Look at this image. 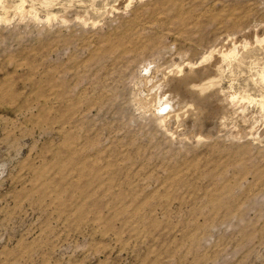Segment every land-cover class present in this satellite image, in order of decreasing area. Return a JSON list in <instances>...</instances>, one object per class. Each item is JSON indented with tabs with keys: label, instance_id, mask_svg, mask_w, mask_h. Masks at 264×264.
<instances>
[{
	"label": "rangeland",
	"instance_id": "rangeland-1",
	"mask_svg": "<svg viewBox=\"0 0 264 264\" xmlns=\"http://www.w3.org/2000/svg\"><path fill=\"white\" fill-rule=\"evenodd\" d=\"M0 264H264V0H0Z\"/></svg>",
	"mask_w": 264,
	"mask_h": 264
},
{
	"label": "bare ground",
	"instance_id": "bare-ground-1",
	"mask_svg": "<svg viewBox=\"0 0 264 264\" xmlns=\"http://www.w3.org/2000/svg\"><path fill=\"white\" fill-rule=\"evenodd\" d=\"M234 47H233V49L232 50H230L229 52H227L226 54H225V56H228L229 57V55H233V52H234ZM178 70V69H177ZM180 70H181V68H180ZM169 113V112H168ZM171 115V114H170ZM162 119H164V117L162 118ZM167 119V118H166ZM163 121V120H162ZM164 122V121H163Z\"/></svg>",
	"mask_w": 264,
	"mask_h": 264
}]
</instances>
